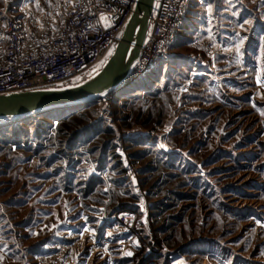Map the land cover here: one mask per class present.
<instances>
[{"label": "rangeland", "instance_id": "obj_1", "mask_svg": "<svg viewBox=\"0 0 264 264\" xmlns=\"http://www.w3.org/2000/svg\"><path fill=\"white\" fill-rule=\"evenodd\" d=\"M246 1L232 48L183 50L207 74L161 62L147 91L0 124V264H132L136 246L157 264L210 262L218 245L264 258V0ZM126 209L138 223L118 243Z\"/></svg>", "mask_w": 264, "mask_h": 264}, {"label": "built area", "instance_id": "obj_2", "mask_svg": "<svg viewBox=\"0 0 264 264\" xmlns=\"http://www.w3.org/2000/svg\"><path fill=\"white\" fill-rule=\"evenodd\" d=\"M192 0H157L148 35L134 63L128 85L147 78L168 58L177 42ZM136 0H53L36 9L25 0H4L0 10V95L74 84L87 72L95 73L108 60L133 13ZM125 227H137L136 213L126 209L111 216ZM128 230V231H127ZM121 244V243H120ZM129 255L139 258L160 252ZM64 251V249L62 250ZM63 255V254H62ZM156 257V256H154ZM58 260L71 264L61 255ZM170 264H191L186 257L169 256Z\"/></svg>", "mask_w": 264, "mask_h": 264}, {"label": "water", "instance_id": "obj_3", "mask_svg": "<svg viewBox=\"0 0 264 264\" xmlns=\"http://www.w3.org/2000/svg\"><path fill=\"white\" fill-rule=\"evenodd\" d=\"M157 0H136L133 13L103 67L82 82L0 95V124L25 122L33 115H51L90 106L127 87L132 67L148 35Z\"/></svg>", "mask_w": 264, "mask_h": 264}, {"label": "crops", "instance_id": "obj_4", "mask_svg": "<svg viewBox=\"0 0 264 264\" xmlns=\"http://www.w3.org/2000/svg\"><path fill=\"white\" fill-rule=\"evenodd\" d=\"M247 4L246 0H192L182 26L183 30L177 42L172 46L168 58L162 61L163 68L168 64L169 66L170 64L181 66V63H184L186 66L190 65L192 69H200L198 74L201 75L207 74L206 71H212L210 67H207L205 57L196 54L189 57L183 50L199 45L206 55L208 49L219 53V51L232 48L241 38L236 29L244 25L243 14L248 9ZM157 71L145 78L140 85L135 86L134 90L147 91L149 88L146 84L153 82L152 79L157 77L159 72ZM143 86L146 87L143 88ZM260 226L264 227V220ZM206 255H213L215 259L208 258L210 261L208 262L206 258L203 264H223L225 261L228 262L227 264H264V258H248L244 254L234 253L229 248H222L219 245L217 249L208 250ZM174 256L187 258L185 255L176 254ZM167 264H170V261Z\"/></svg>", "mask_w": 264, "mask_h": 264}, {"label": "trees", "instance_id": "obj_5", "mask_svg": "<svg viewBox=\"0 0 264 264\" xmlns=\"http://www.w3.org/2000/svg\"><path fill=\"white\" fill-rule=\"evenodd\" d=\"M76 111H79L77 109H75ZM75 110H70V111H75ZM89 118V112L85 111V112H81L78 114H75V116H72L70 118H66L64 119L65 123H71V122H75L77 119H88Z\"/></svg>", "mask_w": 264, "mask_h": 264}, {"label": "bare ground", "instance_id": "obj_6", "mask_svg": "<svg viewBox=\"0 0 264 264\" xmlns=\"http://www.w3.org/2000/svg\"><path fill=\"white\" fill-rule=\"evenodd\" d=\"M113 52H114V51H113ZM111 55H112V54H111ZM108 59H109V58H108ZM104 64H105V63H104ZM104 64H103V65H104ZM103 65L101 66V68L103 67ZM101 68H100V69H101ZM100 69H99V70H100ZM99 70H98V71H99ZM142 81H143V80H141V81H139V82H137V83L140 85ZM137 83H135V84H137ZM138 84H137V85H138ZM127 87L131 88V87H134V86H133V84H131V85H128ZM63 114H64V113H63ZM6 127H7V126H6Z\"/></svg>", "mask_w": 264, "mask_h": 264}, {"label": "snow or ice", "instance_id": "obj_7", "mask_svg": "<svg viewBox=\"0 0 264 264\" xmlns=\"http://www.w3.org/2000/svg\"><path fill=\"white\" fill-rule=\"evenodd\" d=\"M210 7V6H209ZM262 114H264V113H262ZM128 255H132V253L131 252H129V253H127Z\"/></svg>", "mask_w": 264, "mask_h": 264}]
</instances>
